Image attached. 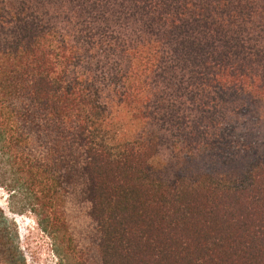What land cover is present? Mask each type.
<instances>
[{"label":"trees","instance_id":"1","mask_svg":"<svg viewBox=\"0 0 264 264\" xmlns=\"http://www.w3.org/2000/svg\"><path fill=\"white\" fill-rule=\"evenodd\" d=\"M0 185L71 264H264V0H0Z\"/></svg>","mask_w":264,"mask_h":264},{"label":"rangeland","instance_id":"2","mask_svg":"<svg viewBox=\"0 0 264 264\" xmlns=\"http://www.w3.org/2000/svg\"><path fill=\"white\" fill-rule=\"evenodd\" d=\"M34 195L26 189L17 193L0 185V209L8 219L9 236L22 264H71L58 234L47 228L32 210Z\"/></svg>","mask_w":264,"mask_h":264}]
</instances>
